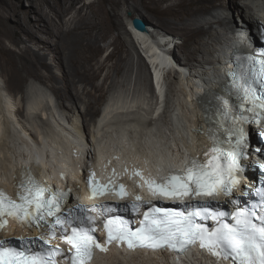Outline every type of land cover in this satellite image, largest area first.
Wrapping results in <instances>:
<instances>
[{
	"label": "bare ground",
	"instance_id": "6f19581e",
	"mask_svg": "<svg viewBox=\"0 0 264 264\" xmlns=\"http://www.w3.org/2000/svg\"><path fill=\"white\" fill-rule=\"evenodd\" d=\"M29 1L31 6L23 9L25 19L17 17L16 23L12 24V16L21 14L14 8L16 2L0 0V59H4V62L0 60V70L7 77L6 86L0 83V181L7 183L10 181V169H14L25 160L31 164L35 161L44 163L48 172L56 170L58 166L70 172L71 168H75L76 164L80 163L86 151V139L90 152H96L97 145H99L101 156L115 147L123 153L145 152L150 156L149 160L152 164L157 162L154 158H158L159 154L163 157V163H165L164 158L171 163L174 156L180 153L179 139H182V143L187 148L193 149L194 146H200L201 136L191 135L190 138H186L183 133L185 129L189 135V132L198 128L200 123V110L190 109L189 105H193L196 95L206 89L207 95L200 96L199 101L209 111L213 108L215 98L213 93L219 89L221 74L227 67L225 61L230 64V54L241 42L238 32L243 29L248 34L244 26L255 30L260 20L264 19V0H241V3L236 5L242 16L241 24L230 18L229 10L222 13L216 10L210 13L211 21L203 16L201 10L210 7L214 0H175L166 7L164 4L170 0H141L143 7L154 15L150 18L149 25L152 30L169 28L170 35L158 30L167 42L172 44L169 46L162 38L160 41L154 40L152 33L150 36L154 38H147V32L133 29L132 20L137 15L143 17V14L138 0H126L131 3L130 6L134 11L130 17L132 29L128 31L132 32L135 45L137 38L139 42L143 36L148 39L146 42L149 46L146 52L151 58L152 69L156 72V78L160 77L159 81L169 89L165 112L158 115L161 105L159 95L155 91L154 83L149 79L147 67L150 73L151 68L145 58L137 61V64L133 62L129 45L123 44L122 38L119 37V49L123 48V50L117 59L111 65L108 62L117 56L114 53L109 54L104 61L98 59V55L104 49L100 41L108 37L113 19L112 14L99 4V1ZM81 1H83L82 4L77 7ZM234 1L236 0H230L231 3ZM112 4L119 7L121 2L113 0ZM218 6L228 9V2L220 0ZM46 7L50 9L48 13L44 10ZM114 10L117 15V8ZM32 13L37 15L36 21L31 18ZM70 14L73 16L67 20ZM215 25H219V29L220 27L225 29V32H220L216 28L218 33L213 34V42L210 39L206 40V37L204 41L212 46H210V52L216 57L215 55L211 59L198 57V66L193 68L185 63L184 66L190 72L187 71L189 74L187 79L179 80L183 91L178 93V87L173 86V81L168 79V76L173 73L169 70H175L176 67L175 62L170 58L183 61L181 55L173 51L176 39L174 35L185 37L194 43L201 35L209 34L211 37L210 34ZM41 32L46 33L47 37L40 36ZM5 38H9L13 45L19 46L20 50L7 46ZM28 41L39 44L40 50L28 46ZM190 44L192 43L184 41L182 47H189ZM199 51L201 48L195 47L192 54L197 56ZM49 52L54 54L55 60H58L59 65L65 70L63 81L54 71L52 63L48 61ZM106 68L108 72L105 82L109 81V85L113 86L114 90L122 82L129 84L130 76L137 68L133 94L135 98L129 95L125 99L115 92L111 101L106 104L102 112L100 111L101 114L95 119V123H92L89 116L96 113L97 101L104 95L102 93L104 86L96 83V80ZM167 71L169 72L166 73ZM196 73L205 77L202 86L196 83L197 80H201ZM27 77H35L41 82L48 83L58 94L59 106L67 115L58 114L56 108L50 105L49 99L42 97L43 94L39 95L41 89L38 86H31L20 99L14 98L13 92L18 89L24 90L23 81ZM86 81L92 84L93 89H88L87 98H84L82 95L86 90L82 91L79 82ZM183 92L192 96L182 98ZM44 101L46 104L43 105ZM25 105H27L26 110ZM41 107L44 109L41 110ZM32 118L37 121L36 125ZM162 123H165L166 127L162 126ZM52 125L57 132L46 133L47 128ZM176 127L179 129L175 130ZM181 127L183 130L180 129ZM37 128L43 132L40 133L41 131ZM80 132H85L87 137L81 138ZM77 135L80 137L82 146L76 144ZM15 140H20V144H16ZM50 140H54L55 143ZM47 148L51 150L55 161L50 162L49 159L45 161V157L38 155L37 150ZM47 157L49 158L48 152ZM116 251L113 250L98 258L95 264H174L167 252L125 254ZM184 263L221 264L200 250L188 256Z\"/></svg>",
	"mask_w": 264,
	"mask_h": 264
},
{
	"label": "snow or ice",
	"instance_id": "6c2138e0",
	"mask_svg": "<svg viewBox=\"0 0 264 264\" xmlns=\"http://www.w3.org/2000/svg\"><path fill=\"white\" fill-rule=\"evenodd\" d=\"M259 29L264 37V24ZM224 93L227 98L216 94V130L208 133L212 147L204 152L205 160L190 158L182 171L169 174L163 182L145 179L140 171L133 175L143 181L137 187L146 185L153 197L210 200L224 196L234 211L211 210L209 200L188 204L184 210L151 205L143 212L139 225L133 227V221L121 213H140L145 203L140 195L134 202L120 206L103 203L69 207L72 188L53 189L38 182L30 169H22L14 197L0 190V230L11 218L21 227L39 230L40 235L0 238V264H58V257L67 264H92L96 250L106 253L113 243L126 245L129 250L168 249L176 253L198 244L200 249L230 264H264V187L256 190L259 200L255 203L246 201L245 206L234 198L241 184L239 174L244 171L242 161L251 155L246 126L264 124V50L234 56ZM259 135L264 137V130ZM255 152L264 155V147ZM259 167L264 169V164ZM86 183L89 199L114 193L124 200L129 195L123 184L116 186L111 180L100 184L94 172ZM241 194L247 197L249 191ZM100 217L106 234L103 242L95 235ZM229 217L232 222H228ZM207 221L215 226L208 227ZM56 239L69 246V254L52 244Z\"/></svg>",
	"mask_w": 264,
	"mask_h": 264
},
{
	"label": "rangeland",
	"instance_id": "374dc122",
	"mask_svg": "<svg viewBox=\"0 0 264 264\" xmlns=\"http://www.w3.org/2000/svg\"><path fill=\"white\" fill-rule=\"evenodd\" d=\"M10 1H13V2H16L14 3V8L17 10V12L21 13L20 15H17V16H12V19H11V22L12 24H15L16 23V19L17 17H20L21 19H25V15L23 14L24 13V10L25 8H29L31 5H30V1L29 0H10ZM54 1V0H52ZM84 1H91V0H84ZM99 1L102 6H104V8L112 14V20H111V25H112V29L110 30L109 32V35L106 39H102L100 41V44L102 47H104L103 51L98 55V59L101 60V61H104L109 54H115L117 56L114 57V59L112 61H109V65L112 64L113 61H115L117 59V57L121 54L123 48H120L119 49V46H120V42H118V38L121 37L122 38V42L123 44L127 43L131 49V53H132V61L135 62L137 64V61H139L140 59L143 60V58H145V60L148 62L149 64V67L151 68V73H150V70L149 68L147 67V72H148V76H149V79L151 82L154 83V79H155V75H154V69H152V64H150V62L147 60V58L145 57L146 55V48L149 46L147 45V43L143 44L141 42L138 41V38L136 39V45H135V41L133 40V36L131 35L132 32L128 31V29H132V27L130 26V23H131V19L130 17L133 15V9L131 8L130 6V2H126V0H119L121 2L120 6L119 7H116L112 4V1L113 0H97ZM175 0H170L168 1L167 3L164 4V6H168L170 4H172ZM245 1V0H243ZM252 1V0H251ZM83 1H81L77 7H79L81 4H82ZM132 2V1H131ZM226 2H228V9H224V8H220L218 5L220 4V0H214L212 5H210V7L208 8H204L203 10H201V13L203 16H206L208 20L211 21L212 19V12L218 10L219 12H227L229 10V15H230V18L238 23V24H241L242 23V16L240 15V10L236 7V5L240 4L241 3V0H236L234 2H230V0H226ZM138 3L140 5V9L142 11V16L143 17H140V16H135V18H141L147 25V28L149 30H152V28L149 26L151 24V21H150V18L151 17H154V15L148 11L147 9H145L142 5V2L141 0H138ZM114 8H117V15H115V10ZM45 12L48 13L50 11V9L48 7H46L45 9ZM90 12V10H89ZM75 12H73L74 14ZM73 14H70L67 16V20L71 18V16H73ZM36 17L37 15L35 13H32L31 14V18L36 21ZM134 20V19H133ZM132 20V22H133ZM217 26V27H216ZM216 28H218V30H220V32H225L224 30L225 29H222L220 27L219 29V25H215L214 29H212V35L211 37L209 36H199L197 38V42H192L191 40L187 39V38H182L181 36H176L174 35V37H176L175 39V43L173 44V51L177 54V55H181V58L183 59L182 64L185 65H191L190 67L193 68V66H198V62H197V59L198 57L200 59H211L212 57L214 58V55L215 54H211V50L210 48L212 47L211 45H208L206 43L205 40V37H206V40L210 39V41L213 42L214 40V35L215 33H218V31L216 30ZM160 32H166L170 35V32H169V28L167 29H158ZM158 30H153L152 34L154 35H160L158 39H154V40H158L160 41L161 38L164 39V41L167 43V45H172L170 44V42H167V40L164 38V35H161ZM144 32H147V35L146 37L148 38V36H150L151 34V31H144ZM40 36H43V37H47V34L46 33H39ZM135 35V33H133ZM145 37V36H144ZM186 41V42H190L192 44H190L189 47H182V43ZM210 42V43H212ZM5 43L7 46L9 47H12V48H15L17 50H20V47L19 46H15L13 45L12 41L9 39V38H5ZM144 43V42H143ZM176 45V46H175ZM28 46L36 49V50H40V45L37 44L36 42H32V41H28ZM211 46V47H210ZM138 47V48H137ZM197 47V48H201V51L198 52V55L195 56L192 54L193 52V49ZM43 52V51H42ZM200 55V56H199ZM210 55V57H209ZM212 55V56H211ZM208 56V57H207ZM216 57V55H215ZM1 61L4 62V59H0ZM48 61L50 63H52L53 65V68H54V71L56 72V74H58V77H60V80L63 81V79L65 78V70L63 69V67H61L58 63V60H55V57H54V54L49 52V57H48ZM195 62V63H194ZM1 66V65H0ZM108 72V68L104 69L101 73V76L100 78H98L96 80V83L98 84H102L104 87H103V91L102 93H104V95L102 97H100V100H98L97 102V105H96V113L94 114H91L89 116V118L92 120V123H95V119L101 114L102 110L104 109V107L106 106V104L111 101L110 99H112L113 95H115V92L116 94L118 95H122L123 98H127L129 95L131 96V98L134 97V87H135V83H136V79H137V68L135 69V72L131 74L130 78V82L129 84L126 82L125 83H120L117 85V89H112L113 86H110V82H105V77H106V74ZM169 72V71H168ZM114 76L116 77V75L114 74ZM122 77V76H121ZM119 77V78H121ZM170 78V79H169ZM174 78H175V73H172L168 76V79L169 81H173L174 82ZM187 79V78H186ZM176 80L177 77H176ZM132 82V83H131ZM0 83L1 85H5L6 86V83H7V77L4 76V74L2 73V71L0 70ZM3 83V84H2ZM80 83V86L82 88V91L86 90L85 93L82 95V97L84 98H87V91L88 89L91 90L93 89V86L91 83L89 82H79ZM125 84V85H124ZM174 85L177 86V82L175 83L174 82ZM23 86H24V90L23 89H18L17 91L13 92V95H14V98L16 99H20L23 94L25 93V91L27 89H30L31 86H38L39 89H41V94L39 95H42V97H47L46 99H49L50 101V105L52 106V108H56L55 110L58 112V114H61V115H67L65 114V112H63L64 110L59 106V96L58 94L52 89V87L46 83V82H41L40 80H38L37 78L35 77H27L24 81H23ZM154 86H156V84L154 83ZM132 87V88H131ZM150 88L152 89V92H153V88L150 86ZM156 90V88H155ZM199 91V90H198ZM197 91V92H198ZM182 92V91H181ZM196 92V93H197ZM100 94V93H99ZM148 94H151L150 92H148ZM184 94V92H183ZM36 96L38 98H41L40 96ZM34 96V97H35ZM135 98V97H134ZM189 98V97H188ZM43 105L46 104V101L42 102ZM84 106L87 107V105L84 103ZM27 109V105H25V110ZM41 110L44 109V108H40ZM101 111V112H100ZM33 119V118H32ZM68 121V119H67ZM118 121V120H117ZM33 122H35V125L37 124L36 122L37 121H34L33 119ZM73 123V122H72ZM162 126L166 127V124L165 123H162ZM48 130L46 131V133L48 134H51L52 132H57L56 128L52 125L51 127H48L47 128ZM38 131H41L40 133H42L43 131L42 130H39V128H37ZM91 130L93 131L94 130V124L91 126ZM39 133V132H38ZM40 133L38 134L40 136ZM80 136L81 138H86L87 137V134L82 133L80 132ZM39 139V138H38ZM41 140V138H40ZM50 141H54V140H50ZM16 144H20V140H15ZM55 143V141H54ZM18 147V146H17Z\"/></svg>",
	"mask_w": 264,
	"mask_h": 264
},
{
	"label": "water",
	"instance_id": "95a60500",
	"mask_svg": "<svg viewBox=\"0 0 264 264\" xmlns=\"http://www.w3.org/2000/svg\"><path fill=\"white\" fill-rule=\"evenodd\" d=\"M133 25L134 28L140 32L147 31V25L141 18H134Z\"/></svg>",
	"mask_w": 264,
	"mask_h": 264
}]
</instances>
